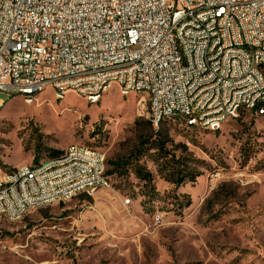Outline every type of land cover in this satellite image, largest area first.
I'll list each match as a JSON object with an SVG mask.
<instances>
[{"label":"rangeland","instance_id":"rangeland-1","mask_svg":"<svg viewBox=\"0 0 264 264\" xmlns=\"http://www.w3.org/2000/svg\"><path fill=\"white\" fill-rule=\"evenodd\" d=\"M0 100L2 175L79 146L102 155L110 178L90 199L0 215V264H264V115L218 131L162 123L160 142L196 178L177 186L155 163V142L134 157L151 123L140 95L114 85L97 104L72 91L57 100L53 88L32 104Z\"/></svg>","mask_w":264,"mask_h":264},{"label":"built area","instance_id":"built-area-1","mask_svg":"<svg viewBox=\"0 0 264 264\" xmlns=\"http://www.w3.org/2000/svg\"><path fill=\"white\" fill-rule=\"evenodd\" d=\"M123 62L132 69L115 73ZM114 85L140 95L141 110L154 95L152 124L182 106L209 131L264 115V0H0V94L32 104L34 90L72 88L97 104ZM109 179L102 157L69 146L42 171L22 166L0 209L20 215L82 184L109 188Z\"/></svg>","mask_w":264,"mask_h":264},{"label":"bare ground","instance_id":"bare-ground-1","mask_svg":"<svg viewBox=\"0 0 264 264\" xmlns=\"http://www.w3.org/2000/svg\"><path fill=\"white\" fill-rule=\"evenodd\" d=\"M237 34H238V41H246V33L244 31V27H237ZM238 53L249 54L250 46L249 45L238 46ZM130 69H132V62H123L119 65H115V73L126 72V70H130ZM47 89L48 88L44 90H34L33 91V98H34L33 102L36 100L39 94L45 92ZM53 89L55 90V88ZM68 91H72V88L60 89V95H58L57 90H55L56 99L64 100ZM121 92L125 96V89H121ZM60 96H64V97L60 98ZM80 96L83 97L89 103L95 104L91 102V98L88 92H81ZM146 97L149 99V104L148 106H145V103H143L142 109L149 107L150 119H153L155 98L153 94H146ZM26 101L27 103L30 104L29 100H26ZM263 105H264V102H262V106ZM262 109H264V107H262ZM193 116H194V106H182V108L177 113H165L161 117V120H155V124H153V126L155 129L158 130L160 128V125L164 122L178 121V122L185 124L186 127L199 129V120L194 119V118H188V117H193ZM184 118H187V119H184ZM227 122L228 121L219 122V129H222V127ZM72 147H78V150L80 151H87L88 154L93 155L94 157H102V155L99 152H96V151H93L87 148L79 147V146H72ZM66 153H68V149L65 151L63 155L50 159L39 166H35V167L28 166V169L32 171H42L43 168H46L49 164H53L58 161L64 160ZM102 170L104 174H106L105 161L103 157H102ZM17 172H21V168L13 170V171H8L4 175H2L1 166H0V193H7L8 188H12V176H15ZM109 186H110V183H109ZM95 191H96V184H82L81 191L72 190L64 195L57 196V199L42 200L40 202H37L36 206H34L33 208L39 207V206L51 205V204L59 203V202H64V203L69 202L80 194L92 195L93 193H95ZM33 208L26 209V211H22L20 215H16V216H13L11 211H3L2 209H0V215L6 217L10 221H18L22 219L25 215H27L29 211Z\"/></svg>","mask_w":264,"mask_h":264},{"label":"trees","instance_id":"trees-1","mask_svg":"<svg viewBox=\"0 0 264 264\" xmlns=\"http://www.w3.org/2000/svg\"><path fill=\"white\" fill-rule=\"evenodd\" d=\"M264 107V105L262 106ZM160 130H156L151 123H149L148 134L140 139L139 144L134 152V157L139 160L143 157L149 150H151V145L155 142L156 148V159L155 163L157 164L162 174L166 175V178L177 186L186 184V182H194L196 178L193 176L189 177L185 170V167L181 164L180 160H176L174 156L170 157V152L167 150V144L161 143ZM158 143V144H157ZM62 153H55L53 157L59 156ZM123 168V166H122ZM138 176L143 180L151 183L152 177L150 174L143 173L140 169L137 171ZM168 174V175H167ZM86 198L89 196L85 195Z\"/></svg>","mask_w":264,"mask_h":264},{"label":"crops","instance_id":"crops-1","mask_svg":"<svg viewBox=\"0 0 264 264\" xmlns=\"http://www.w3.org/2000/svg\"><path fill=\"white\" fill-rule=\"evenodd\" d=\"M109 177V176H108ZM111 182V181H110ZM94 194V193H93ZM85 195H87V194H80V195H78L77 197H79V196H84V197H86ZM87 196H90V195H87ZM76 198V197H75ZM86 199H90V198H86Z\"/></svg>","mask_w":264,"mask_h":264}]
</instances>
